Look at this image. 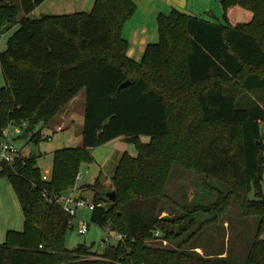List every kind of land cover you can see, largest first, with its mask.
<instances>
[{
	"label": "trees",
	"instance_id": "obj_1",
	"mask_svg": "<svg viewBox=\"0 0 264 264\" xmlns=\"http://www.w3.org/2000/svg\"><path fill=\"white\" fill-rule=\"evenodd\" d=\"M44 1L0 0V33L16 26L0 51V141L8 126L28 122L26 135L49 123L83 90L80 147L54 151L46 181L34 156L2 165L0 178L10 184L23 223L20 232L6 233L0 264H232L199 256L192 244L231 200L264 233V199H247L251 188L260 194L264 103L237 107L242 96L264 90V0L241 3L252 13L251 26L230 24L225 10L235 0L220 1L222 23L175 10L158 15L157 42L138 63L126 57L121 36L136 12L131 0H94L89 13L31 17ZM209 127L214 134L203 135ZM116 139L135 155L124 152L116 162L109 183L114 204L99 194L105 190L99 178L86 186L93 192L89 221L126 238L104 249L103 260L87 261L95 252L66 248L72 218L50 200L75 188L80 166L93 161L91 150ZM173 167L193 171L204 193L217 192L209 179L229 189L209 204L178 205L165 194ZM163 203L181 216L161 217ZM199 212L213 215L196 227ZM154 232L176 244L190 234L168 250L144 243ZM243 264H264V238L257 236Z\"/></svg>",
	"mask_w": 264,
	"mask_h": 264
},
{
	"label": "rangeland",
	"instance_id": "obj_2",
	"mask_svg": "<svg viewBox=\"0 0 264 264\" xmlns=\"http://www.w3.org/2000/svg\"><path fill=\"white\" fill-rule=\"evenodd\" d=\"M10 1V0H4ZM86 1V0H85ZM84 0H48L43 2L42 6L35 10L33 13L34 19H40L43 16H66L75 13H89L90 2L85 4ZM220 1L214 5L212 2H206L203 0H188V9H193L195 15L204 20L210 19L213 22L222 23V9ZM244 0H235V5L227 8L226 15L230 20L231 25H235L239 22L240 25L251 24L252 13L241 3ZM210 7L212 11L211 15L207 16L205 8ZM135 16L131 23L136 21ZM130 24V23H129ZM251 26V25H250ZM251 28V27H250ZM16 29V28H15ZM252 30V29H251ZM15 31V30H14ZM13 29L5 30L0 33V51L5 49L6 40L14 32ZM260 32H262L260 30ZM264 35V31H263ZM264 38V37H263ZM156 43V42H155ZM255 73L262 75L261 70H255ZM3 79L0 74V88L3 87ZM84 92L81 91L75 98V110L72 113V127L63 130L62 132H55V125L58 124L56 117L50 123L37 124L30 131L26 132V138L20 139V136L25 133L28 129V122L20 124L22 128L20 136L14 135L17 125H11L9 131L13 136H9L8 140L11 142L25 157H35L36 165L41 175L50 174L53 152L64 148H76L80 147V135L81 131V112L83 109ZM240 101H244L241 105ZM250 103L262 105L264 103V90L254 92L252 94L244 95L239 99L237 107H246ZM261 131V143L258 147L262 148L264 152V123L260 124ZM40 133L39 140H33L32 137L36 133ZM213 127H209L203 132V135L210 136L214 134ZM142 143H147V138H141ZM184 146H188L185 141ZM120 147V148H119ZM126 152L129 155H135V149L132 145L123 144L118 139L109 142L108 144L90 151L91 157L94 160L91 164H82L79 168V173L82 174V180L76 182L77 187L79 186H91L96 178H99V182L106 191L110 188V178L113 173L115 164L119 156ZM92 153V154H91ZM92 158V159H93ZM264 159V153H263ZM264 167V164H263ZM208 187L215 189L217 192L204 193L201 188V183L189 169H177L172 168L171 175L166 185L165 194L175 203L182 204L183 206H194L197 204H209L213 202L218 194H225L229 187L215 179H209L207 181ZM234 192H241L240 187L230 186ZM255 189L247 193V199L250 201H256L258 199H264V171L261 177L260 194L256 196ZM79 195V196H78ZM76 195L86 200L87 203L91 202L93 192L90 189H84ZM161 210L164 212L161 217L166 216H181L180 213L175 211L172 207L163 203ZM236 200H231L230 205L227 207L225 212L220 216L218 223H210V225L204 227L202 231L197 233L193 246L194 252L199 256H207L209 259L222 258L226 259L232 264H243L247 258V255L252 248V245L257 240V236L260 239L264 238L263 234H257V228L259 225L258 219L252 217H244ZM212 213L199 212L195 215L196 227L205 219L210 220ZM90 211L77 210L75 217L71 219V228L65 235V246L69 250L83 246L90 248L92 252H97L100 248L101 243L104 241L106 234H108V228H99L89 221ZM88 224V230L85 235L80 236L77 234V228L80 222ZM23 216L19 204L16 200L14 192L5 178H0V245L4 243L6 233L9 231L20 232L22 230ZM195 227V228H196ZM190 232L182 237L178 242L185 239ZM114 238V234H110ZM150 247L155 248H168V250H175L178 246L176 243H170L167 241L165 247L155 244L153 237L145 240ZM111 245L115 242L110 239Z\"/></svg>",
	"mask_w": 264,
	"mask_h": 264
},
{
	"label": "crops",
	"instance_id": "obj_3",
	"mask_svg": "<svg viewBox=\"0 0 264 264\" xmlns=\"http://www.w3.org/2000/svg\"><path fill=\"white\" fill-rule=\"evenodd\" d=\"M46 1L48 0H45L44 2ZM131 1L136 6V12L133 15V17L123 26L121 30V36L128 44L126 57L132 60L134 63H138L141 60V57L148 45L155 44V42H157L158 37L156 32V18L158 15H167L171 10H175L187 16L197 17L193 9H188V0H131ZM203 1L212 2L214 5L218 3V0H203ZM88 2H90L89 4L91 8L94 0H86L85 4L87 5ZM42 5L43 4H41L39 7H41ZM39 7H37L36 9H38ZM36 9H34V11L31 13V17L33 18H34L33 13L35 12ZM205 11H206L205 13L209 18V16L212 13L210 7H206ZM135 16H137L136 21L131 23V20ZM15 28L16 26H13L12 28L13 31L15 30ZM76 96L66 105V107L58 115H56L52 119L54 120L56 117H58V119L56 120L58 124L55 125V132H62L63 130L72 127V113L75 110ZM84 99H83V109L80 110L82 116L80 117L81 127L83 122ZM79 135H80V131H79ZM118 140L122 142L121 139ZM79 187H77L76 184L75 186L76 195H78L80 192L78 191Z\"/></svg>",
	"mask_w": 264,
	"mask_h": 264
},
{
	"label": "built area",
	"instance_id": "obj_4",
	"mask_svg": "<svg viewBox=\"0 0 264 264\" xmlns=\"http://www.w3.org/2000/svg\"><path fill=\"white\" fill-rule=\"evenodd\" d=\"M8 126L2 133V139L0 141V170L2 165H11L18 159H23L25 156L18 150L11 142H9L8 138L9 136H13L12 133L9 131ZM22 128L18 126L15 131L14 135L20 136ZM42 181H46L48 179L47 174H43L41 177ZM82 180V174L78 173L75 177V182H79ZM75 188H73L70 192L66 194H62L60 196H57L50 200L53 204L58 205L61 210L69 217L74 218L77 210H86V211H92L94 206L92 202L87 203L86 200H84L81 197L76 196L75 194ZM88 230V224L85 222H80L79 226L77 228V234L80 236H83L86 234ZM109 232V231H108ZM111 233L106 234V237L104 241L101 243L100 248L97 252H102L104 249L108 248L109 246H114L118 243H122L125 240L124 235H117L114 234V238L110 236ZM154 243L161 245L165 247L167 245V241L160 238L159 232H154L152 234ZM110 239H112L115 244L111 245ZM84 260H103L100 257L99 253L90 254L88 256H85Z\"/></svg>",
	"mask_w": 264,
	"mask_h": 264
},
{
	"label": "water",
	"instance_id": "obj_5",
	"mask_svg": "<svg viewBox=\"0 0 264 264\" xmlns=\"http://www.w3.org/2000/svg\"><path fill=\"white\" fill-rule=\"evenodd\" d=\"M128 85V82H125V83H123L122 85H120V89H123V88H125L126 86ZM24 138H26V135L25 134H23V135H21L20 136V139H24ZM257 147H258V144H257ZM84 189H86V186H80L79 188H78V191H81V190H84ZM101 196H102V198L107 202V203H110V204H114V202H115V193L113 192V191H110V190H108V191H106V190H104L103 192H101V193H99Z\"/></svg>",
	"mask_w": 264,
	"mask_h": 264
}]
</instances>
